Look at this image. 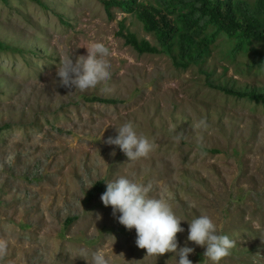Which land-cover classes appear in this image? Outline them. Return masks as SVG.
Returning <instances> with one entry per match:
<instances>
[{
  "label": "rangeland",
  "instance_id": "obj_1",
  "mask_svg": "<svg viewBox=\"0 0 264 264\" xmlns=\"http://www.w3.org/2000/svg\"><path fill=\"white\" fill-rule=\"evenodd\" d=\"M42 1L46 9L0 0V43L17 49L0 52V264H91L96 250L108 264H176L175 253L145 256L135 230L100 193L89 196L94 183L121 176L168 200L184 220L177 251L193 248L192 264H211L186 239L187 222L203 214L235 242L219 264H264V102L209 85L264 93V68L213 52L206 79L197 66L177 69L166 55L126 45L120 21L154 43L133 14L112 9L109 19L99 0ZM93 42L108 49L110 79L83 92L62 86L60 62L86 56ZM127 121L154 143L136 161L105 143Z\"/></svg>",
  "mask_w": 264,
  "mask_h": 264
},
{
  "label": "trees",
  "instance_id": "obj_2",
  "mask_svg": "<svg viewBox=\"0 0 264 264\" xmlns=\"http://www.w3.org/2000/svg\"><path fill=\"white\" fill-rule=\"evenodd\" d=\"M28 1L46 9L42 0ZM99 1L109 19L113 18L112 9L133 14L143 30L152 36L154 43L138 38L125 28L123 21L118 23L117 35L139 54L166 55L177 69L197 66L206 79H210L212 72L203 70V65L213 52L232 63L238 55L247 56L250 69L264 68V0H254L252 5L245 0ZM7 51L17 52V49L0 43V52ZM209 85L226 95L264 102L261 92L240 91L215 81ZM105 187L102 181L94 183L89 196L102 194Z\"/></svg>",
  "mask_w": 264,
  "mask_h": 264
},
{
  "label": "clouds",
  "instance_id": "obj_3",
  "mask_svg": "<svg viewBox=\"0 0 264 264\" xmlns=\"http://www.w3.org/2000/svg\"><path fill=\"white\" fill-rule=\"evenodd\" d=\"M86 56H80L73 61L66 56L58 68L56 75L64 87H74L81 92L95 88L98 84L110 79V64L104 59L108 49L100 42H93L86 48ZM198 127H206L201 119ZM116 135L109 137L105 143L117 146L127 161H136L146 157L154 147L143 134H138L132 121L121 123L114 127ZM179 138V136H178ZM105 191L100 196L101 203L111 207L113 216L126 230H135V246L145 250V256L175 253L176 264H192L187 258L193 252L191 247H181L177 251L176 234L185 231L175 215L167 199L154 198L149 195L150 186L121 176L105 181ZM116 213H119L116 216ZM187 241L204 248L203 257L211 264L228 256L234 247V241L225 234H217L216 225L206 215H199L187 222ZM6 248V242L0 241V252ZM84 249L78 250V256H88ZM91 264H108L102 250L90 253Z\"/></svg>",
  "mask_w": 264,
  "mask_h": 264
}]
</instances>
